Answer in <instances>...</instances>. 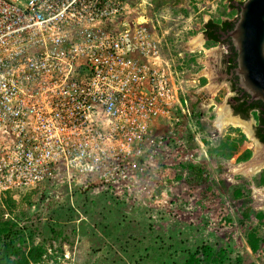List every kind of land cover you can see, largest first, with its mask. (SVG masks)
<instances>
[{"label": "built area", "instance_id": "built-area-1", "mask_svg": "<svg viewBox=\"0 0 264 264\" xmlns=\"http://www.w3.org/2000/svg\"><path fill=\"white\" fill-rule=\"evenodd\" d=\"M157 9L0 0V194L58 172L82 192L146 194L178 108L190 114L162 54Z\"/></svg>", "mask_w": 264, "mask_h": 264}, {"label": "rangeland", "instance_id": "rangeland-1", "mask_svg": "<svg viewBox=\"0 0 264 264\" xmlns=\"http://www.w3.org/2000/svg\"><path fill=\"white\" fill-rule=\"evenodd\" d=\"M150 1H157L154 6L161 29L167 31L161 39L162 54L190 114L184 116L178 108L180 120L167 133L172 140L146 194L137 199L117 198L103 185L82 192L79 183H71L58 172L51 180L32 186L37 193L30 201L20 199L5 216L18 217L32 242L46 245L47 262L184 264L189 252H201L207 244L215 253L225 249L224 264H236V257L264 264V185L254 180L263 168L242 171L253 160L264 162V145L239 127L246 140L231 158L207 150L208 144L217 145L227 135L237 138L238 133L229 130L238 126L226 124L220 131L214 126L220 107L236 116L226 103L235 92L226 72L227 47L205 39L204 16L233 20L237 10L229 4L243 0ZM197 37L201 45L190 52ZM204 86L212 94L202 105L197 96ZM244 122L252 131L254 115ZM247 149L251 156L240 160ZM258 212L263 217L258 218ZM252 230L261 238L256 252L247 244Z\"/></svg>", "mask_w": 264, "mask_h": 264}, {"label": "trees", "instance_id": "trees-1", "mask_svg": "<svg viewBox=\"0 0 264 264\" xmlns=\"http://www.w3.org/2000/svg\"><path fill=\"white\" fill-rule=\"evenodd\" d=\"M242 2V1H239ZM235 8L238 14V7L235 4H230ZM236 18L233 20H214L209 19L203 24V33L208 40L212 42H222L226 44L228 50V57L226 59L227 66L226 72H232L236 67V50L229 37L220 39V33L218 30H222V33H227L234 26ZM234 80L231 81V90L235 92V95L231 97V108L234 114L240 115L242 118H248L249 114H253L256 120L255 134L260 142L264 143V104L260 100L250 101V97L247 93L243 92L237 86V77L233 74ZM205 82V78L201 79ZM229 131H236L238 137L233 139L230 135H227L217 145H207V150L217 157L229 159L237 151L238 145L246 140V135L241 131L239 127H230ZM230 134V132L228 133ZM251 156V150L247 149L244 153L238 157L240 160H246ZM254 180L257 185H264V168L260 170L255 176ZM36 188L32 186L16 189L6 190L0 194V264H59V260H48L46 257V245L34 244L32 242V235L27 230V226L20 225V219L8 213L16 207V203L23 198L30 201V198L35 194ZM7 210V211H6ZM14 211L12 212V214ZM7 214V213H6ZM258 218L263 217L262 212L257 213ZM261 238L255 230L248 233L247 244L249 248L256 252L260 248ZM61 252V248H58ZM201 252L192 251L189 252L188 258L184 264H224L227 256L225 249H219L218 252L213 251V247L210 245H202ZM44 258V259H43ZM236 264H253V262H246L241 257H236Z\"/></svg>", "mask_w": 264, "mask_h": 264}, {"label": "water", "instance_id": "water-1", "mask_svg": "<svg viewBox=\"0 0 264 264\" xmlns=\"http://www.w3.org/2000/svg\"><path fill=\"white\" fill-rule=\"evenodd\" d=\"M232 3L238 7V14L233 28L224 33V37L230 38L236 50V67L231 73L236 75L237 86L249 95L250 101L260 100L264 104V0ZM209 19L204 16L205 22ZM226 103L230 104L228 101ZM231 111L234 114L232 108ZM249 118L250 114L248 118L242 119ZM251 127L254 128L252 123ZM250 133L258 143L263 144L252 131ZM262 168L264 165L257 171Z\"/></svg>", "mask_w": 264, "mask_h": 264}, {"label": "bare ground", "instance_id": "bare-ground-1", "mask_svg": "<svg viewBox=\"0 0 264 264\" xmlns=\"http://www.w3.org/2000/svg\"><path fill=\"white\" fill-rule=\"evenodd\" d=\"M201 43L200 39L194 38L192 40V44H193V49L194 47H197L198 44ZM226 124H232L233 126H238V127H242L244 128V131L246 133H250V128H249V124L247 125V123L239 120L238 118H235L233 116H231L229 113H226V111L224 112L223 109H221V107L218 109V117L216 119L215 125L217 127V130L220 131L224 125ZM259 161L257 160H253L249 163V165H247L245 168L242 169V171L244 173L247 172H253L255 169H259L262 165H264V162L258 163ZM261 165V166H260ZM258 166H260L259 168H257ZM255 170V172L257 171Z\"/></svg>", "mask_w": 264, "mask_h": 264}, {"label": "crops", "instance_id": "crops-1", "mask_svg": "<svg viewBox=\"0 0 264 264\" xmlns=\"http://www.w3.org/2000/svg\"><path fill=\"white\" fill-rule=\"evenodd\" d=\"M236 3H238V2H236ZM153 4L155 5V4H157V1H153ZM204 23H205V21H204ZM162 31V36H164L163 35V33L164 32H167L166 31V29L164 30V29H162L161 30ZM204 36V35H203ZM198 39H200V38H198ZM200 42H201V39H200ZM198 45H201V43H199ZM196 48V47H195ZM199 48V47H198ZM196 50V49H195ZM194 49H190L189 51L190 52H193V51H195ZM227 57H228V54L226 55V58H225V63H226V65H227V62H226V59H227ZM218 78V77H217ZM216 81H217V83L219 82L218 81V79H216ZM211 92L207 89V86H204L203 88H202V90H201V92L198 94V100L199 101H201V104L203 105V104H205V103H208V101L210 100V96H211ZM229 101H231V98H230V100ZM234 115V114H233ZM202 117V116H201ZM236 118H238L239 120H241V121H245L244 119H242L241 117H239V116H235ZM203 120V119H202ZM216 122V121H215ZM214 126H215V123H214ZM216 128V127H215ZM217 130V129H216ZM218 131V130H217ZM246 133V132H245Z\"/></svg>", "mask_w": 264, "mask_h": 264}, {"label": "flooded vegetation", "instance_id": "flooded-vegetation-1", "mask_svg": "<svg viewBox=\"0 0 264 264\" xmlns=\"http://www.w3.org/2000/svg\"><path fill=\"white\" fill-rule=\"evenodd\" d=\"M217 32L220 33V39L225 38V37H224V33H222V30H218ZM204 37H205V39H207V37L205 36V34H204ZM207 40H208V39H207ZM227 75H228V80H230V82H231L232 80H234L233 74H232L231 72L227 73ZM237 81H238V80H237ZM231 101H232V99H231ZM231 101H230V103H231ZM230 106H231V104H230ZM236 115H238V114H236ZM255 124H256V123H255ZM252 132L254 133V135H255V137H256V134H255V126H254ZM256 138H257V137H256ZM257 139H258V138H257ZM258 140H259V139H258ZM263 144H264V143H263Z\"/></svg>", "mask_w": 264, "mask_h": 264}]
</instances>
